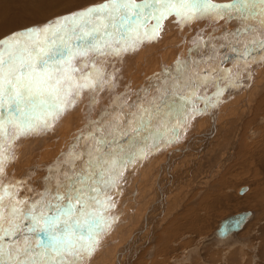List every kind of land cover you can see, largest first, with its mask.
I'll use <instances>...</instances> for the list:
<instances>
[{
	"label": "bare ground",
	"instance_id": "6f19581e",
	"mask_svg": "<svg viewBox=\"0 0 264 264\" xmlns=\"http://www.w3.org/2000/svg\"><path fill=\"white\" fill-rule=\"evenodd\" d=\"M94 1L96 0H0V38L11 31L14 32V30H16L15 32H18L17 29L21 27H30L31 25L36 23L41 24L42 22H45L46 24L53 18L62 17L79 9L86 8L93 4L92 2ZM103 1L100 0V3H103ZM212 2L216 4H228L231 3L232 0H212ZM15 11V17L11 18V14ZM232 17L234 20L231 22ZM232 17L229 18V14L227 13L223 15L222 19L214 20L213 18L206 16L203 19L185 25L177 23L174 17L165 19L162 22V29L158 33V38L146 41L148 43L144 42L140 44V47H142L140 51L142 58L139 60V64L137 58L131 62L130 67L128 66L127 68L128 70L124 68V72L127 71L126 74H120V77H118L119 79H116L115 82L113 81L114 84L112 82L113 85L111 86V89L106 88L107 91L103 94L102 92H99V94L97 92L94 94L92 93L91 95H88V98L86 95V99L84 100L85 103H83L81 110L76 108L79 111L76 110L77 114L75 117H72L74 114L71 113H69L71 114V117H69L68 114L61 116L59 120L55 122L57 123V126L55 125V128H53L54 130L51 128L53 132L51 129H48L51 131L50 136L45 135V131L42 132L43 134L41 137L39 136V139L41 140L40 142L47 140V143L41 144L38 152L36 150L35 152L37 153L33 155L28 162L26 161V163H23L18 167L17 164L19 160L17 158V153L14 152L12 155L14 158L9 160L5 165L4 172L6 179L3 183L12 184L16 181H20L17 185L16 195L18 198H26L29 201L37 200L45 193L48 195L54 194L57 191L56 184L63 183L65 174L71 176L75 173H79L84 167V163L88 158L87 153L95 139H99L102 135L107 136V139L109 140L112 139V134L110 133L113 132L115 121L121 119L120 122L122 123L125 120H131L133 118L132 114L136 112L138 107L149 108L153 101L158 103L160 96L165 92L168 94V97L178 102L181 96H190L193 89H196L198 96L213 97L217 90L215 78L217 76H230V79H226L224 83L220 84V88H222L223 91L219 96L218 102H214L207 107L206 110L194 113L188 117L183 123V126L178 128V137L173 139L169 133L168 137L165 138L167 142H164V145L159 144L158 147H152L151 144H149L146 148L144 145L139 146L145 148V155L138 157L139 159L141 158V160H144L141 162L142 165L139 167L140 170L134 171L137 174L139 172V176H137V178L131 177L133 172H130L131 174H129V171L135 170L134 168L136 167H132L133 169L125 167L116 187L107 193V195L111 196L114 201V207L109 213L120 207L121 209H118L115 213H119L121 215L120 218H123L124 222L128 223V221H130V225L126 224L127 228L123 227L127 230L125 236H123L122 233H118V236L116 235L119 237V240L116 239V242H112L110 239L113 236L109 235V246L111 245V247H109L108 244L105 245V247L108 246L105 251L106 254L110 256L116 254L120 255L121 253L123 255V262L125 261V258L135 256L138 250L139 252L142 251L143 241L146 240L145 238L155 233V238L149 237V239L154 240L156 246L154 249L156 250L157 255L155 256L154 252H150L149 247H145L147 249L144 250V248L142 251L144 252V258L147 264H179L181 262L190 264L194 262L198 256L196 252L193 256L191 249L194 247H191L190 249L185 248L188 244L183 242L186 240V237L191 238L192 236L196 238L197 235L195 233H203L199 239L201 242L203 240L205 243H214V245L216 244L217 246H220V248L222 247L219 251L222 253L221 255H223L221 260H223L224 263L231 261V264H243L242 260H245V256L243 257L241 254V251L243 250L240 248L241 243L238 238L240 235L238 234H241V232L243 234V230L254 217V212H251L249 209L243 210L249 211L250 215L246 218L242 227L237 231L229 233L225 237H218L215 234V230L220 222L230 215L225 218L214 220L213 214L221 209H225V205L228 203L229 198L231 200L232 195L226 193V190L223 188L231 185L230 182L232 178L229 180L230 177L228 178V176H226L221 184H211V180H213L212 178L215 177L214 175L220 170L222 171L219 174L224 176L223 171L227 164L226 161L234 159L235 155L240 158L242 157V159L244 158L242 163L250 161V164H252L253 161L255 162L257 156L261 154V144L264 143V88L259 89V102L254 98L248 100L254 105V113H257L255 119L253 117L255 115H252L253 118L251 122H254V124L251 125V128L248 127L250 128V131H245L246 128H244L245 130L237 129L232 118L236 121L238 117L239 123L243 122L246 123V125L249 124L251 118L248 120V117L246 116L251 113L252 109L248 101L245 102V99L248 95V91L258 84L256 83L257 78L255 79L253 76L252 79L250 77L255 73L256 69L258 70V67L261 64L264 65V62L262 61L263 59L259 52H254L250 57L241 55L244 51L243 44L247 43L250 38L243 33V29L247 27L248 24L245 22L246 20L240 19L235 14H232ZM45 24L43 23L41 26ZM148 24L147 27H151V21ZM216 41L219 44L222 43L221 51L211 54V49L213 50V47L217 44ZM219 60H222L225 63H221L220 61L221 64H218ZM231 61L234 63H229ZM98 65L102 67V65L99 64V61ZM134 67L142 68L144 72L142 77L136 76L135 78H131L129 76L131 74L129 71ZM137 68V72L140 73ZM225 69L229 70V72L225 73ZM261 69L263 70V68ZM134 71L132 69V73ZM235 72H237L236 75ZM180 75L181 78H179ZM174 76H179V79H190V77H192V82H190L192 83V86L190 85L189 88H182L178 83H169L171 81L167 80ZM127 77H129V81L125 83ZM209 77L213 82L208 83L207 87H205V78ZM176 80L178 79H175V81ZM117 81L120 82L117 83ZM127 84H129L131 88L135 87L133 88L135 90L136 87H140L143 89L141 92L142 94L146 93L145 91L148 89L149 95L139 100L132 101L128 99L133 93L132 89H126L123 91V88H125ZM262 84H264V82ZM144 85L145 87L143 88L142 86ZM198 85L199 87H197ZM117 95L118 97H122L123 95L128 96H124L121 100H118L119 98ZM136 97L135 99H137ZM241 99L244 101H241ZM196 107L204 109L205 105L203 100L199 101L196 104ZM212 109L215 110L212 111ZM189 111H191V109H189ZM229 120L232 124H229ZM173 123H175V121H173ZM215 132H218L217 147H211L210 140ZM22 138L25 140L28 137L22 136ZM117 139L121 144H124L127 141V137H121L119 135H117ZM28 144L30 145V142ZM179 145L181 146L179 147ZM209 147H211V149H209ZM154 148L156 149L153 151L154 153H152L151 150ZM231 149L234 150L233 156L231 157L228 155L230 158L224 160L226 156L223 159L224 155L222 157L221 155L223 153L227 154ZM73 150L80 153L83 156V160L78 159L72 163L70 157L66 154ZM203 150L206 153L208 152V156L206 154L205 156L203 155V158H205L204 160H200L198 165L201 166V168L199 169L202 171L204 166L205 168H208L206 172L207 174L202 176L201 179H198V182H202V189L194 194L197 201L192 200L188 202L189 207H185L181 212L168 211L165 215L167 210L164 212L163 210L166 209V194L168 197L171 190L173 191V189H170L173 186V183L171 184L170 181H173L176 173L175 166L185 161V158H190L191 156L194 158L202 157L201 153ZM152 155L155 156L153 159ZM212 156L218 161L220 160L218 164H215V162L214 164L212 162L209 165L208 163H205L211 162L210 160L213 159H211ZM34 158L35 161L31 163ZM138 158L133 162L128 163V165L131 164V166H133L135 162L138 164V161H136ZM158 158H160L161 161L164 160L162 161V164L161 161L159 163H154L156 161L152 162L149 160H155ZM180 159L181 161L179 162L178 160ZM145 161L148 163L146 162L144 164ZM244 165L246 166V164ZM215 167L218 170L215 169ZM252 171L255 170L252 169ZM181 172H183L182 169ZM231 172L232 171H229L228 173L231 175ZM228 173H225V175H228ZM133 174L135 175V173ZM237 174L238 172L236 175ZM210 176L211 178H209ZM163 181H167L166 184L170 183L171 186L169 187L168 185H165V182ZM262 184H264V182ZM243 188H245V191L248 190L247 187ZM261 189L254 192L255 198L258 202L260 201L259 203H263L262 200L264 199V189ZM60 191H63V189H60ZM244 192L241 194H244ZM172 199H175V197ZM150 200L154 201V203L157 202L156 206H153L152 202L151 206L153 207H148L151 202ZM182 200L184 199L182 198ZM129 201L131 206H128ZM134 201H139V203L136 202V204H133L132 202ZM172 201L174 202V200ZM177 201H175V203ZM166 204L169 206L168 201ZM127 206L131 208L132 206H135L134 213H132L133 211L130 208H127ZM176 208L177 207H175V209ZM240 212H242V210ZM115 213L112 214V216H114ZM119 222L120 221H118V223ZM149 231L150 235H147ZM175 237H177L176 240H174ZM171 240L175 241L174 245H178L177 247L179 249L181 248V250L172 247ZM205 243L203 244L207 245V243ZM100 244L98 243V246ZM225 248L230 250L229 253H232L231 256L226 253ZM178 250L181 253L180 256L172 253L175 251L177 252ZM197 251H200V248H198ZM126 253H128L129 256L126 255L125 257L124 255ZM217 255L219 254H215V258ZM135 258L133 257L134 260ZM157 258L163 260L158 262L159 260L156 261ZM217 260L219 261V259ZM250 261L251 262H248L247 264H252L255 260L251 258ZM117 263L119 264V261ZM201 263L203 264L202 261L197 264ZM214 263L217 264L215 261ZM86 264H90V262L88 263L86 261ZM136 264H144V261L141 262L139 260Z\"/></svg>",
	"mask_w": 264,
	"mask_h": 264
},
{
	"label": "snow or ice",
	"instance_id": "6c2138e0",
	"mask_svg": "<svg viewBox=\"0 0 264 264\" xmlns=\"http://www.w3.org/2000/svg\"><path fill=\"white\" fill-rule=\"evenodd\" d=\"M226 13L256 22L243 29L250 38L241 55L259 52L264 59V0H104L0 39V264H86L115 219L108 215L114 201L107 193L126 165L145 155L149 144L167 142L169 133L178 137L188 117L218 102L220 84L230 76L216 79L213 97L198 96L193 89L178 102L165 92L158 103L138 107L131 120L115 121L112 139L94 140L79 173L65 174L54 194L34 201L17 197L20 181L3 183L15 141L47 131L82 92L99 90L106 72L98 61L102 65L158 38L165 19L185 25ZM151 20L155 23L147 27ZM212 82L205 78L204 86ZM201 100L204 109L196 107ZM117 135L127 137L126 143ZM66 155L72 163L83 160L74 150Z\"/></svg>",
	"mask_w": 264,
	"mask_h": 264
},
{
	"label": "rangeland",
	"instance_id": "374dc122",
	"mask_svg": "<svg viewBox=\"0 0 264 264\" xmlns=\"http://www.w3.org/2000/svg\"><path fill=\"white\" fill-rule=\"evenodd\" d=\"M103 1V0H102ZM104 2V1H103ZM93 4H100V0H96V1H94V2H92ZM15 13H16V11L14 12V13H12L11 14V18H14L15 16ZM45 14H47V13H45ZM54 19V18H53ZM53 19H51L50 21H53ZM234 19H233V17H232V20H231V22L233 21ZM49 21V22H50ZM155 21H153V20H151V23L152 24H150L151 26L153 25V23H154ZM247 24H254V26H255V24H256V22H254V21H251V20H247V21H245ZM244 22V23H245ZM253 22V23H252ZM41 23V22H40ZM45 24V22H42L41 24ZM149 23H150V21H149ZM37 24V25H36ZM36 24H34V25H31L30 27H32V26H41V24H39V23H36ZM149 25V24H148ZM147 25V26H148ZM22 28V29H21ZM21 28H19V29H17L18 31H20V30H23V29H26V28H29V27H21ZM16 30H14V32H15ZM13 31H11L10 33H7V34H4V36H2L0 39H2V38H5V37H7V36H9V35H11L12 33H14ZM160 32V31H159ZM222 40V39H221ZM223 41V40H222ZM146 43H148V42H146ZM151 43V42H150ZM216 45L213 47V50L211 49V51H212V53L211 54H213L214 52H219V51H221V46H222V43L221 44H219L217 41H216ZM146 46V45H145ZM144 47V46H143ZM220 47V48H219ZM219 48V49H218ZM141 49H142V47H140V45L134 50V51H131V52H127V53H125V54H123L121 57H119V58H113V57H108L106 60H105V62L102 64V67L105 69V72H106V79H105V83H104V85L99 89V91H96L98 94H99V92H102V94L103 93H105V91H107V89L109 88V89H111L112 87V85L114 84V82H115V80L116 79H119L118 77H120V74H126V72L127 71H125L124 72V68H128V66L130 67V65H131V62L132 61H134V60H136L137 58H138V64H139V60L142 58L141 57V55H140V51H141ZM139 52V53H138ZM138 55H139V57H138ZM126 56V57H125ZM125 57V58H124ZM129 57V58H128ZM124 58V59H123ZM119 60V61H118ZM121 61V62H120ZM220 61H221V63H225V62H223L222 60H219L218 61V64H221L220 63ZM263 62H264V59L262 60ZM229 63H234V62H229ZM105 64V65H104ZM124 66V67H123ZM111 67V68H110ZM114 67V68H113ZM122 67H123V69H122ZM136 68L137 67H134V68H131V70H130V68H129V73H131L129 76L131 77V78H135L136 76L138 77H142V75H143V70H142V68H137L138 69V71H140V73L139 72H137V70H136ZM261 68H263V70L261 69ZM132 69H133V73H132ZM260 69H261V74H260ZM122 70H123V72H122ZM128 70V69H127ZM87 71V70H86ZM255 71V70H254ZM259 71V72H258ZM264 65L263 64H261L259 67H258V70L256 69V71H255V73L254 74H252V76L250 77V78H252L253 79V76L255 77V79L257 80V82L256 83H258L257 85H255L254 87H252L249 91H248V95H247V97H246V99H245V102H247L248 100H250V99H257V101L259 102V94H258V92L260 93V90L259 89H261V88H264V84H262L263 82H264ZM122 72V73H121ZM172 72V71H171ZM136 73V74H135ZM139 73V74H138ZM236 73L237 72H235V75H236ZM134 74V75H133ZM138 74V75H137ZM259 74V75H258ZM112 76L113 77V79H111V81H109V79L107 78L108 76ZM148 76V75H147ZM146 76V77H147ZM257 76V77H256ZM179 76H174V77H172V78H170L169 80H167V81H171V82H169V83H178V84H180L181 85V87L182 88H189V86L191 85L192 86V83H190V82H192L191 80H192V77H190V79L188 78V79H179V78H181V75H180V77L178 78ZM220 77V76H219ZM218 78V76L215 78V79H217ZM175 79H178V80H176L175 81ZM184 80V81H183ZM187 80V81H186ZM190 80V81H189ZM114 81V82H113ZM127 81H129V77H127L126 78V81H125V83L127 82ZM179 81H181V82H179ZM112 82H113V84H112ZM120 81H117V83H119ZM124 83V84H125ZM148 83V82H147ZM146 83V84H147ZM108 86V87H107ZM116 86V85H115ZM143 88L145 87V85L144 86H142ZM107 88V89H106ZM133 88H135V87H133ZM133 88H131V86L129 85V84H127L126 86H125V88H123V91L124 90H128V89H132V91H133V93L131 94V96H129L128 97V99H130V100H139V99H141V98H143V97H145V96H147V95H149V92H148V89H147V91H145L146 93H141L142 92V90L143 89H141L140 87L138 88V87H136V90L135 89H133ZM102 90V91H101ZM104 90V91H103ZM141 90V91H140ZM122 91V92H123ZM138 91H139V93L141 94V96H140V94L138 93ZM137 92V93H136ZM151 92H152V90H151ZM151 92H150V94H151ZM249 93H251V94H249ZM92 93H90L89 91H87V90H85L84 92H82L81 93V96H80V98L76 101V103H75V105L73 106V107H71V108H69L67 111H70V109H71V111L70 112H67V111H65L64 113H63V115H66V114H68V116L69 117H71V114H74V115H72V117H75V115L77 114V111H79L78 109H80L81 110V107L83 106V103H85V97H86V95H87V98L89 97L88 95H91ZM198 95V94H197ZM257 96V98H256V96ZM127 97L128 95H123L122 97ZM137 96V97H136ZM200 96V95H199ZM117 97H118V95H117ZM122 97L121 96H119L118 98V100H121L122 99ZM135 97L137 98V99H135ZM172 97V96H171ZM241 101H244L243 99H241ZM78 102H79V104H78ZM248 103L251 105V109H252V111H251V113L250 114H248V116H246V117H248V120H249V118H251V120H250V122L252 121V118L254 117V119L257 117V113L255 112L254 113V109H253V104L251 103V102H249L248 101ZM255 103V102H254ZM81 104V105H80ZM80 107H79V106ZM75 108V109H74ZM76 108H78V109H76ZM76 111V113H75V111ZM215 110V109H214ZM213 109H212V111H214ZM69 113H71V114H69ZM62 115V116H63ZM244 115V114H243ZM252 115H255V116H253L252 117ZM67 116V117H68ZM230 118H232V117H230ZM59 120V119H58ZM119 121H121V119H118ZM232 120H233V122L236 124V128L237 129H243V130H245L244 128H246V130L245 131H250V128H251V125L252 124H254V122L252 123H250L249 122V126L248 125H246V123H239V118L237 117V119H236V121H235V119L234 118H232ZM230 121V120H229ZM57 122V121H56ZM229 124H232V122L230 121V123ZM55 125L57 126V123H55L51 128L53 129V128H55ZM238 125V126H237ZM242 126V127H241ZM244 126V127H243ZM248 127H250V128H248ZM260 127V126H259ZM51 128H49V129H51ZM51 129V130H52ZM54 130V129H53ZM53 130H52V132H53ZM42 132H44V131H42ZM42 132H39V133H37V134H33V135H28L27 137L29 138H26L25 140L22 138V136L18 139V140H16L15 141V145L13 146V148H12V150H11V152L12 153H10V155L12 156L13 154H14V152H16L17 153V158H18V160H19V162H18V164H17V166L19 167V166H21L23 163H26V161L28 162V160L29 159H31L32 157H33V155H35L37 152H38V150H39V147L41 146V144H43V143H47V140H44L43 142H40L41 140L39 139V136L41 137V135L43 134ZM48 134H47V133ZM217 133L218 132H215V134H214V136L212 135V137H211V143H210V145H212L211 147H217L216 145H217V141H218V136H217ZM44 134L45 135H48V136H50L51 135V131L50 130H47V131H45L44 132ZM171 134V133H170ZM32 136V137H31ZM171 136V135H170ZM170 136H169V138H170ZM36 139V140H35ZM22 140H24V141H22ZM33 141V142H32ZM172 141H174V140H172ZM30 142V145L28 144V143ZM216 142V143H215ZM28 145H29V147H28ZM35 145V146H34ZM160 145H164V142H161L160 143ZM209 145V146H210ZM214 145V146H213ZM262 145V147H261V149H262V151H261V154H259L258 156H257V158H256V160H255V162L253 161L252 162V164H250L251 162L250 161H247V163L246 162H243L244 164H246V166L242 163V161H243V159H242V157L240 158V157H237L236 155H235V157H234V159H231V160H228V161H226L227 162V164L225 165L226 167H225V170L223 171V175L224 176H222V175H220L219 173L222 171V170H220V171H218L214 176L215 177H213L212 179L213 180H211V184L212 183H222V180L224 181L225 180V177L226 176H228V178H229V180L231 179V185H228V186H226V187H224L223 189H225L226 190V193H229L230 195H232V197H233V199H232V197H231V200H230V198H229V201H228V203H226V207H225V209H221V210H219L218 212H216L215 214H213V217H214V220H218V219H220V218H225L226 216H228V215H231V214H235V213H237V212H240L241 210L243 211V210H246V209H249L251 212H254V217L250 220V222L248 223V225H247V227L243 230V234H242V232H241V234H238V235H240V237L238 236V238H239V242L241 243V246H240V248H242V250L243 251H241V254L243 255V257L245 256V260H242V262H243V264H247L248 262L250 263L251 261H250V259L252 258L253 260H255L254 261V263H252V264H264V199L262 200V202L263 203H259L258 202V200L255 198V195H254V192H257L258 190H260L261 188L262 189H264V184H262L263 182H264V170H263V168H264V143H262L261 144ZM181 145H179V147H180ZM44 147V146H43ZM42 147V148H43ZM178 147V146H177ZM211 147H209V149H211ZM28 148V149H27ZM32 148H34V149H32ZM156 148H154V149H152L151 150V152L152 153H154L153 151L155 150ZM37 150V152H35ZM31 151V152H30ZM232 151V152H231ZM156 152V151H155ZM32 154V155H31ZM205 154L208 156V152L206 153L204 150H203V152L201 153V156L202 157H200V158H194L193 156H191L190 158H185L184 160L185 161H183V162H181L180 164H178L177 166H175V170H176V173H175V175H174V178H173V181L171 182L170 181V183L173 185L170 189H173V191L171 190V192L169 193L170 195H168V197H167V194H166V201H165V208L166 209H164L163 210V212L164 211H166L167 210V212L165 213V215L168 213V211L170 212H172V211H176V212H181V210L183 209H185V207H189V205H188V202H190V201H194V200H196L197 201V199L195 198V196H194V194L195 193H197V191H200L202 188H201V183L202 182H198V179L200 178L201 179V177L202 176H205L207 173V168L208 167H206L205 168V166L203 167V170L201 171L199 168H201V166H199L198 164H199V162H200V160L201 159H203L204 160V158H203V155L205 156ZM233 154H234V150L233 149H231L227 154H220L221 155V157L223 156V159H224V157H225V159L224 160H227V159H229L230 157L229 156H233ZM236 154V153H235ZM29 155V156H28ZM229 155V156H228ZM19 156V157H18ZM155 156H156V154H155ZM154 155H152V159H153V157H155ZM28 157V158H27ZM150 158V157H149ZM194 158V159H193ZM213 158V159H212ZM235 158H237V159H239V160H237V159H235ZM152 159H149L150 161H152V162H154V161H156V162H154V163H159L160 161H161V159L160 158H158V159H155V160H152ZM189 159V160H188ZM193 159V160H192ZM199 159V160H198ZM211 159L213 160H210L211 162H205V163H208V165L209 164H211L212 162H213V164H214V162H215V164H218L219 163V161L214 157V156H212L211 157ZM259 159V160H258ZM261 159H263V160H261ZM196 160V161H195ZM217 160V161H216ZM241 160V161H240ZM258 160V161H257ZM35 161V158L32 160V162L31 163H33ZM136 161H138V164H137V162H135L134 164H133V166H131V164L130 165H128V166H126L127 168H134V167H136V168H134L135 170H133V171H129V174H131L130 172H133V173H135V175L132 173V175H131V177H136L137 178V176H139V172H138V174L136 173V172H134V171H139L140 169H139V167H140V165H142L141 164V162L142 161H144L143 159L141 160V158L139 159L138 158V160H136ZM162 161H164V160H162ZM162 161H161V164H162ZM179 162L181 161V159L180 160H178ZM198 161V162H197ZM263 161V162H262ZM147 161H145L144 162V164L146 163ZM197 162V163H196ZM30 163V162H29ZM148 163V162H147ZM154 163H152V164H154ZM256 163V164H255ZM136 164V165H135ZM151 164V163H150ZM182 164V165H181ZM263 164V165H262ZM184 166V167H183ZM191 166V167H190ZM196 168H195V167ZM203 166V165H202ZM262 166H263V168H262ZM217 167V166H216ZM215 167V169H217ZM239 167V168H238ZM248 167V168H247ZM132 168V169H133ZM182 169V171L183 172H181V169ZM254 169L255 171H252V169ZM152 169V168H151ZM185 169H186V171H185ZM194 170V171H193ZM218 170V169H217ZM251 170V171H250ZM200 171V172H199ZM229 171H232L231 173V175H230V173H228ZM50 172H51V170H50ZM68 172V171H67ZM238 172V174L236 175V173ZM192 173V174H191ZM225 173H228V175L226 174L225 175ZM137 174V175H136ZM154 174V173H153ZM198 174V175H197ZM258 174V175H257ZM151 175H152V173H151ZM179 176V177H178ZM231 176H233V177H231ZM181 179V180H179V179ZM186 178V179H185ZM209 178H211V176L209 177ZM185 179V180H184ZM184 180V181H183ZM54 181H55V179H54ZM197 181V182H196ZM163 182H165L164 184L165 185H168L169 187L171 186L170 185V183H168V184H166V182L167 181H163ZM177 182H178V184H177ZM193 182V183H192ZM234 182V183H233ZM184 185H183V184ZM196 183V184H195ZM235 184H237V185H235ZM57 185V184H56ZM56 185H54V186H56ZM181 185H182V187H181ZM194 185V186H193ZM196 187V188H195ZM227 187H229V188H227ZM243 187H247V191H245L244 192V194H241V193H239V191H240V189L241 188H243ZM227 188V189H226ZM261 189V190H262ZM189 190H191V191H189ZM235 190V191H234ZM188 191V192H187ZM181 194V195H180ZM52 195V194H51ZM253 195V196H252ZM50 196V195H49ZM179 196H181V197H179ZM175 197V199H177V200H179V201H177V200H175V199H172V198H174ZM179 198H181V199H179ZM182 198L184 199V200H182ZM235 198V199H234ZM122 199V198H121ZM123 200V199H122ZM158 200V199H157ZM172 200H174V202L172 201ZM151 201V200H150ZM167 201L169 202V206H167ZM175 201H177L176 203H175ZM231 201V202H230ZM136 202H138L139 203V201H134V202H132L133 204H136ZM152 202H153V204H152ZM156 202V201H155ZM183 202V203H182ZM244 202V203H243ZM157 203V202H156ZM156 203H154V201H151L150 202V204H149V206L148 207H150L151 206V204L154 206H156ZM172 203V204H171ZM261 204V205H260ZM130 205V201L128 202V206ZM176 205V206H175ZM183 205V206H182ZM187 205V206H186ZM127 206V208H130L133 212L132 213H134V209H135V206H132V208L131 207H128ZM131 206V205H130ZM153 206H151L150 208H152ZM125 207H126V205H125ZM137 207V206H136ZM168 207V208H167ZM173 207H174V210H173ZM175 207H177L176 209H175ZM169 208H171V209H169ZM232 208V209H231ZM118 209H121L120 207L119 208H116V209H114L113 211H111L110 213H109V215L110 216H112V214H114ZM163 214V213H162ZM112 217H115V219H114V221L111 223V225H110V228L106 231V233L101 237V240L99 241V244H100V242H101V244L99 245V246H97V248H96V250H95V252H94V254L92 255V257H90L88 260H87V262L89 263L90 262V264H118L117 262L119 261V264L120 263H122V264H136L139 260L141 261V262H143L144 261V264H147V262L145 261V258H144V252H142L143 251V249L145 248V247H149V251L150 252H154V254H155V256L157 255V253H156V250L154 249L156 246H155V244H154V240H152V239H149V237H152V238H155V233L153 234V235H151V236H149V237H146L145 239L146 240H144L143 241V248H142V251H140L139 252V250L136 252V254H135V256H129L128 255V253H126L124 256L126 257V255L127 256H129V257H127V258H125V261H123L122 262V258H123V255L120 253V255L119 254H116V255H107L106 254V251H105V249H106V247H108L109 246V235L110 236H113L110 240H112V242L114 241V242H116L117 240H119V237H117L118 235V233H122V235L123 236H125V232L127 231L126 229H124V228H127L126 226V224H128V225H130V221H128V223H126V222H124V220H123V218H120L121 217V215L119 214V213H115V215L114 216H112ZM119 217V218H118ZM162 218V217H161ZM117 219H118V221H120L119 223H118V221H117ZM210 221V220H209ZM213 221V220H212ZM121 223V224H120ZM123 223V224H122ZM156 223H157V221H156ZM155 223V224H156ZM118 225V226H117ZM125 225V226H124ZM124 227V228H123ZM146 230V229H145ZM145 230H144V233H145ZM210 232V231H209ZM247 232V233H246ZM194 234V233H193ZM197 236H196V235ZM194 235L196 236V238L195 237H192L191 236V238L190 237H186V240L183 242V243H187L188 245L187 246H185V248H188V249H190L191 247L193 248V249H191V251L193 252V256H194V253L196 252V254H197V256L198 257H196V260H194V262H192V263H190V264H197L198 262L200 263V261H202L203 262V264H216V263H214V261L215 262H217V264H231V261H229V262H225L224 263V261L223 260H221V258H222V256L223 255H221L222 253H220V249L222 248H220V246H217L216 244L214 245V243H207V245H204L203 243H205L203 240H202V242H201V240H199L200 239V237H201V235H203V233L202 234H197V233H195ZM208 234V233H207ZM206 234V235H207ZM117 235V236H116ZM147 235H150V231L147 233ZM193 235V236H194ZM141 237V236H140ZM198 237V238H197ZM246 238V239H245ZM115 239V240H114ZM117 239V240H116ZM177 239V237H175L174 238V240H176ZM245 240V241H244ZM249 240V241H248ZM193 241V242H192ZM213 241V240H212ZM145 242H146V244H145ZM190 244H189V243ZM251 242V243H250ZM149 243V244H148ZM153 243V244H152ZM174 243H175V241H173V240H171V245H172V247H175V248H178L177 246L178 245H174ZM205 243V244H206ZM245 243V244H244ZM108 244V246H106L105 247V245H107ZM151 244V245H150ZM204 245V246H203ZM245 245V246H244ZM262 246V247H261ZM99 247H100V249H99ZM109 247H111V245L109 246ZM248 247V248H247ZM147 248H145L144 250H146ZM198 248H200V251H202V252H200V251H197V249ZM213 248H215V249H213ZM99 249V250H98ZM123 249V248H122ZM179 249V248H178ZM217 249V250H216ZM226 250V253H228L229 254V256H231L232 255V253L230 254L229 253V249H227V248H225ZM238 249V248H237ZM245 249V250H244ZM179 250H181V248L179 249ZM179 250L176 252H172L173 254H176L177 256H180V252H179ZM214 250V251H213ZM228 251V252H227ZM238 252H239V250H238ZM138 253V254H137ZM204 253V254H203ZM206 253H208V254H206ZM105 254H106V256H105ZM215 254H219V255H221V256H219V255H217L216 256V258H215ZM261 254V255H260ZM214 255V256H213ZM242 255H241V258H242ZM175 256V255H174ZM173 256V257H174ZM211 256H212V259H211ZM247 256V257H246ZM133 257L135 258V260L133 259ZM143 257V258H142ZM176 257V256H175ZM138 261H137V260ZM146 259H150V258H146ZM217 259H219V261L217 260ZM93 262H92V261ZM157 260H159V258H157L156 259V261ZM163 260V259H162ZM161 259L158 261V262H160V261H162ZM248 260V261H247ZM103 261V262H102ZM106 261V262H105ZM135 261V262H134ZM170 261V260H169ZM168 261V262H169ZM213 261V262H212ZM222 261V262H221ZM169 264H178V263H169ZM179 264H187V263H179ZM202 264V263H201Z\"/></svg>",
	"mask_w": 264,
	"mask_h": 264
},
{
	"label": "water",
	"instance_id": "95a60500",
	"mask_svg": "<svg viewBox=\"0 0 264 264\" xmlns=\"http://www.w3.org/2000/svg\"><path fill=\"white\" fill-rule=\"evenodd\" d=\"M244 191L245 188H241L239 193H243ZM249 215H250L249 211H242L226 217L220 222L219 226L215 230V234L218 237L222 238L233 231L239 230Z\"/></svg>",
	"mask_w": 264,
	"mask_h": 264
}]
</instances>
